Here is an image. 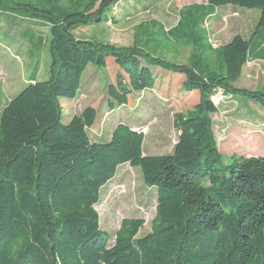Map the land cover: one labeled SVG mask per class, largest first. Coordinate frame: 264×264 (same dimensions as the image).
Returning <instances> with one entry per match:
<instances>
[{"label": "trees", "instance_id": "trees-1", "mask_svg": "<svg viewBox=\"0 0 264 264\" xmlns=\"http://www.w3.org/2000/svg\"><path fill=\"white\" fill-rule=\"evenodd\" d=\"M120 1L40 0V8L37 0H0V13L41 22L50 34L47 80L30 79L0 111V264H264V156L235 154L219 167L212 121L221 92L264 110L263 91L233 87L248 61H264V0L184 6L168 30L140 23L130 47L74 36L88 25L117 24ZM225 6L257 10L259 18L249 40L236 35L214 50L204 26ZM165 46L189 50L187 63L160 57ZM109 61L119 70L114 84L63 125L59 100H74L86 68ZM155 69L174 76L159 81ZM171 87L196 100L172 116L179 135L170 154H144L143 133L122 123L108 142L90 141L88 131L99 133L114 110L135 107L144 90L185 102ZM123 164L156 189L155 217L141 238L143 220H122L110 243L95 206Z\"/></svg>", "mask_w": 264, "mask_h": 264}, {"label": "rangeland", "instance_id": "rangeland-1", "mask_svg": "<svg viewBox=\"0 0 264 264\" xmlns=\"http://www.w3.org/2000/svg\"><path fill=\"white\" fill-rule=\"evenodd\" d=\"M160 1L122 0L113 9V13L119 18L117 24H92L73 31V34L80 40L130 47L134 43L136 27L140 23L146 24L153 20L168 30L176 24L182 7L205 2ZM37 6H42L40 0H37ZM228 7L232 8L217 12L219 20L216 24L208 23L204 26L208 42L214 50L227 43L235 34L248 38L257 25V10ZM122 15L125 17L122 18ZM49 43V30L41 22L13 12L0 13V111L30 79L34 78L39 82L47 80ZM153 46L154 43H148L145 48L152 50ZM166 48L159 53L160 57L171 62L187 63L189 50ZM155 70L160 71V76H163L159 81L174 76L160 69ZM117 71V65L111 61L105 69L89 65L83 73L76 99L59 100L63 112L62 124L66 125L73 115L79 116L87 108L97 104L108 87L114 84L113 78ZM234 84L235 88L264 92V62L247 64L243 68L241 79ZM170 90L176 97L183 96L186 101L183 102L182 99L179 104H173L158 92L144 90L140 93L135 107L114 110L105 117L99 133L88 131L90 141L108 142L116 123L120 122L140 129L144 135L143 151L146 155L170 154L179 135L173 127L172 116L177 112H185L196 100L195 96L187 97L180 87H171ZM213 101L218 107L212 121L216 145L221 154L219 167H226L229 157L235 154L247 157L264 156V110L262 112L259 105L248 103L243 97L230 98L222 95V92ZM156 200V189L142 183L139 168L129 167L128 164L119 166L114 178L99 191V202L95 210L99 215L100 230L108 234L112 243L122 220L141 219L144 224L137 238L149 234L155 217Z\"/></svg>", "mask_w": 264, "mask_h": 264}, {"label": "crops", "instance_id": "crops-1", "mask_svg": "<svg viewBox=\"0 0 264 264\" xmlns=\"http://www.w3.org/2000/svg\"><path fill=\"white\" fill-rule=\"evenodd\" d=\"M193 4H201V3H193ZM187 5H191V4H187ZM187 5H185V6H187ZM228 8H232V7L225 6V7H221V8L216 9V10H215V14L209 19V22H208V23L216 24L217 21L219 20V17H218V13H217V12H218V11H222V10H223V11H224V10H227ZM258 18H259V16H258ZM257 21H258V19H257ZM236 35H240V36H242L244 39L249 40L252 34H251L248 38H245V37H244L243 35H241V34H235V35L232 36V38H233L234 36H236ZM232 38H231V39H232ZM231 39H230V40H231ZM230 40H229V41H230ZM229 41H228V42H229ZM228 42H227V43H228ZM225 44H226V43H225ZM225 44H224V45H225ZM257 61H259V62H264V61H261V60H251V61H248V62L243 66V68H244L247 64H250V63H253V62H257ZM243 68H242V71H243ZM241 75H242V73H241ZM240 79H241V76H240V78L238 79V81H239ZM238 81H237V82H238ZM237 82H235V83H237ZM234 85H235V84H234ZM234 88H235V87H234ZM236 89H241V88H236ZM75 99H76V98H75ZM75 99H74V100H75ZM74 100H73V101H74ZM73 101H71V102H73ZM71 102H70V103H71ZM73 116H74V115H73ZM118 123H120V122H118ZM118 123H116V125H117ZM116 125H115V127H116ZM132 127H133V126H132ZM135 128H136V127H135ZM112 131H113V130H112ZM94 133H95V132H94ZM111 133H112V132H111ZM110 136H111V134H110ZM110 136H109V139H110ZM94 141L96 142V140H93V142H94ZM144 154H145V153H144Z\"/></svg>", "mask_w": 264, "mask_h": 264}]
</instances>
